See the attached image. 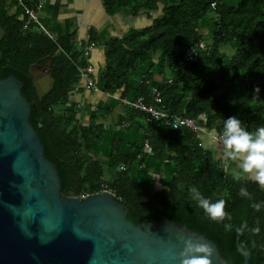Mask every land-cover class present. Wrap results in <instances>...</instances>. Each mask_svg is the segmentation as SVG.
I'll list each match as a JSON object with an SVG mask.
<instances>
[{"label": "trees", "instance_id": "1", "mask_svg": "<svg viewBox=\"0 0 264 264\" xmlns=\"http://www.w3.org/2000/svg\"><path fill=\"white\" fill-rule=\"evenodd\" d=\"M36 1L26 0V6L33 7ZM102 5L108 16L124 9L132 17L151 19L144 27L105 41L108 65L99 76L103 92L119 93L123 99L142 96L143 103L150 104L152 59L158 55L157 73L171 78L156 86L167 113L190 117L218 136L229 116H236L249 131L264 125V0H102ZM207 16L214 19L210 35L200 29ZM74 40V33L49 36L28 24L16 0H0V79L14 75L22 82L21 93L31 102L29 120L44 145V156L56 166L61 193L86 196L105 185L134 222L175 221L213 241L226 263H242L237 244L243 243L250 251L248 264H264V185L226 169L204 145L201 132L172 128L167 119L156 120L122 105V132L144 118L143 137L126 142L112 135L107 155L96 149L108 136L96 117L109 115L111 109L95 107L94 114L83 120L82 112L91 107L79 109L70 100L75 86L82 89L78 68L90 63L74 48ZM201 40L208 50L191 63H180L184 51ZM236 40L239 44L232 52L223 50L225 43ZM89 42L97 43L93 33L80 44L83 48ZM44 62L53 82L38 96L29 69ZM147 62L131 97V76ZM144 164L148 170L163 166L167 185L144 188L138 178ZM241 187L248 196L239 194ZM199 197L210 202L223 199L224 219L219 223L209 219Z\"/></svg>", "mask_w": 264, "mask_h": 264}, {"label": "water", "instance_id": "2", "mask_svg": "<svg viewBox=\"0 0 264 264\" xmlns=\"http://www.w3.org/2000/svg\"><path fill=\"white\" fill-rule=\"evenodd\" d=\"M30 74L42 96L53 82L50 69L40 92L41 80ZM21 87L14 75L0 79V264H179L186 240L211 249L209 264H231L213 241L178 222L128 219L109 190L63 195ZM237 249L248 264L249 249Z\"/></svg>", "mask_w": 264, "mask_h": 264}, {"label": "crops", "instance_id": "3", "mask_svg": "<svg viewBox=\"0 0 264 264\" xmlns=\"http://www.w3.org/2000/svg\"><path fill=\"white\" fill-rule=\"evenodd\" d=\"M38 16L40 23L43 25L49 36L59 37L67 33H74V41L79 44L82 41H86L90 33L95 35L97 43H95L89 61L93 67L92 75L94 81L99 87L101 84L99 79L100 73L103 71L104 67L108 65V61L104 55L105 41L108 38L121 36L123 33L131 29L130 27L133 25L135 19L140 21L143 17H146L145 15L132 17L127 10H120L112 16H108L104 13L102 0H44L42 8L38 11ZM150 21L151 19L147 18V24H150ZM213 21L214 19L209 16L207 21L200 25V29L205 35L211 34ZM158 57V55H155L152 59V62H154L152 68L154 76L150 84L153 86H159L162 81L167 78V74L162 75L157 73V66L160 61ZM149 64L150 62L142 64L133 72L130 81L133 89L131 97H133L135 88L138 86L142 75L149 67ZM118 99L119 93L109 95L102 91L92 92L84 88L74 91L73 95L70 96V100L75 103L79 109L83 108L84 105H89L91 107L90 110L82 112L81 118L83 120H87L89 115L92 116L94 114L95 107L111 109L109 115H99L96 117L97 121L102 122L106 127L108 131V139H110L112 135H116L126 142H132L136 138L141 139L144 135V118L135 122L126 133L120 130L124 124V119L123 104ZM201 129L200 132L204 145L214 153L217 158L221 159L226 169L234 173L252 177L250 174L243 173L239 168L238 160L229 158L224 154L222 145L211 140L202 125ZM144 166H146V164L141 167ZM157 169L165 172L163 171L164 169Z\"/></svg>", "mask_w": 264, "mask_h": 264}, {"label": "clouds", "instance_id": "4", "mask_svg": "<svg viewBox=\"0 0 264 264\" xmlns=\"http://www.w3.org/2000/svg\"><path fill=\"white\" fill-rule=\"evenodd\" d=\"M259 92V88L254 89ZM224 154L239 161V168L245 174H250L259 184L264 185V125L249 131L247 126L236 116L223 119L220 133ZM156 178V177H152ZM240 195L248 196L244 187L240 188ZM198 204L209 219L221 222L227 215L224 211L223 199L210 202L207 198L199 197ZM259 209L260 205H254ZM225 227H229L225 225ZM243 227V225L241 226ZM241 229H237L240 231ZM259 229H253L258 231ZM211 249L199 242L186 240L182 251L178 254L179 264H209Z\"/></svg>", "mask_w": 264, "mask_h": 264}, {"label": "built area", "instance_id": "5", "mask_svg": "<svg viewBox=\"0 0 264 264\" xmlns=\"http://www.w3.org/2000/svg\"><path fill=\"white\" fill-rule=\"evenodd\" d=\"M12 1V0H9ZM18 2V5L21 7L23 10L24 14L27 15V21L28 24H31L35 28H38L39 30L44 31L45 33L46 30L43 27V25L40 23L39 16H38V11L42 8L44 0H37L35 5L33 7H28L26 6V0H16ZM215 6V1L210 3V7L213 8ZM94 44L89 42L86 43L85 46L82 48V45L79 43L74 44V48L82 51L83 56L89 60V57L92 53V50L94 48ZM208 50V46L206 43L201 40L198 43L188 47L182 57H181V62L180 63H191L196 60L197 56L202 53L206 52ZM79 70V75L82 80L81 87L90 90L92 92H100L102 91L99 85L94 81L92 78L93 74V67L91 63H88L85 67L83 68H78ZM171 78L167 77L164 80V83H170ZM78 90V86L74 87V91ZM103 92V91H102ZM150 94H151V103L150 104H145L143 103V98L142 96L135 97L133 99L130 98H119L118 100L123 104V105H128L129 107L140 110L148 114L149 117L159 120V119H167L170 122V125L172 128H181L185 127L193 131H198L200 132L202 129L201 127L190 117L183 116L181 114H169L167 113L162 106V96L161 92L156 86L151 85L150 86ZM208 137L213 140L214 142L222 145V139L221 136H218L214 133L208 132ZM144 149L146 150L147 153H150V147L148 146L147 143L144 144ZM118 169H123L122 166H119ZM103 190H109L105 188V185H103ZM110 191V190H109Z\"/></svg>", "mask_w": 264, "mask_h": 264}, {"label": "rangeland", "instance_id": "6", "mask_svg": "<svg viewBox=\"0 0 264 264\" xmlns=\"http://www.w3.org/2000/svg\"><path fill=\"white\" fill-rule=\"evenodd\" d=\"M17 11L19 12V10H17ZM121 11H126V10L123 9ZM207 19H208V16L205 17L202 20L201 23L206 22ZM146 20H147L146 17H143L142 20H140V21L135 19L133 21V25H131L130 28L139 29L141 27H144V26L148 25L147 24L148 21L146 22ZM129 24H130V22H129ZM238 44H239L238 40L234 41L232 44L231 43H225V45L223 47V50H226L227 52H232L238 46ZM48 68H49L48 62H44V63H35L29 69L30 73L34 74L35 77L38 76L39 79L41 80L40 81L41 82V86L38 85L39 92H40V89L46 88L48 86V84H49L48 80H47V70H48ZM198 125L201 127V123L200 122L198 123ZM108 144H109V139L106 136L104 138L103 144L98 146V147H96V149H99L100 153L103 156L107 155L108 152H109ZM144 167L138 168V178L140 179V184L144 188H147L149 190H155V189H159V188L165 187L167 185V182H166L167 173L166 172H162V171H160L157 168H155L153 170H148V167H146L145 169H144ZM160 169L163 170L164 167L162 166ZM152 177H156V178H152Z\"/></svg>", "mask_w": 264, "mask_h": 264}]
</instances>
